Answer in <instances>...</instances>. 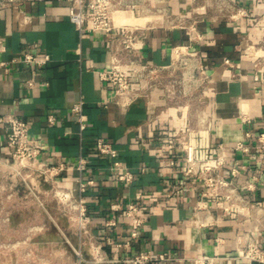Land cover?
<instances>
[{
    "label": "crops",
    "instance_id": "1",
    "mask_svg": "<svg viewBox=\"0 0 264 264\" xmlns=\"http://www.w3.org/2000/svg\"><path fill=\"white\" fill-rule=\"evenodd\" d=\"M69 6L70 0H25L21 6L0 9V38L6 43L0 57L10 60L7 69L0 65V113L14 111L30 122V137L45 145L41 163L65 161L69 168L63 171L61 184L75 192L79 154H87L84 176L95 179L86 193L87 207L106 257L124 258L150 249L169 256L151 264H195L198 254L214 264H264L243 256L250 238L264 246V159L261 152L235 148L243 138L255 142L264 130V83L255 78L256 72L264 78V69L257 66L264 61V0H145L135 12L143 16V54L148 61L169 63L176 45L191 43L200 52L211 75V141L223 143L226 176L255 203L251 214L241 216L211 205L198 207L205 185L181 172L179 151L164 139L165 133L174 135L184 125L185 107L172 104L161 89L127 107L103 103L113 85L99 71L110 64L113 32L81 36L69 18ZM164 8L195 22L196 37L192 40L188 28L168 23ZM23 11L31 15L28 21L21 20ZM26 50L38 56L48 52L53 59L44 65L20 60ZM32 77L34 85L29 86ZM81 96L88 125L80 134L71 106ZM244 108L252 117L250 123L239 118ZM50 114L54 122L49 121ZM249 128L253 135L246 138ZM100 135L113 141L122 161L138 171L133 183L116 181L111 158L88 149ZM12 161L1 123L0 183L6 184ZM142 165L147 166L145 173L139 171ZM138 191L146 220L138 236L131 237V217L110 203L118 200L126 205ZM111 218L116 224L107 223ZM19 224L11 221L9 228ZM108 236L122 244L107 241Z\"/></svg>",
    "mask_w": 264,
    "mask_h": 264
},
{
    "label": "built area",
    "instance_id": "2",
    "mask_svg": "<svg viewBox=\"0 0 264 264\" xmlns=\"http://www.w3.org/2000/svg\"><path fill=\"white\" fill-rule=\"evenodd\" d=\"M144 1L70 0L68 15L75 23L81 36L103 31L113 32L110 64L107 68L99 71V76L113 85V92L103 100V103L108 105L114 101L127 107L139 99H149L153 90L161 89L163 95L172 104L180 108L185 107L184 125L178 128L174 135L165 133L164 139L173 143V148L179 151L183 161L181 172L185 176H194L200 179L205 185L197 201L198 207L204 208L211 205L238 216L251 214L255 203L246 197L224 172L227 159L220 150L223 143L215 144L211 141L212 115L208 103L211 75L202 61L200 52L192 49L191 43L182 46L176 45L173 47L174 56L169 63L158 64L148 61L143 54V16L135 13ZM24 2L25 0H0V9L13 5L21 6ZM164 10L168 23L173 26L188 28L191 39L196 37L198 30L195 22L189 23L184 16L171 15L166 8ZM30 18V14L22 12V21H28ZM5 50L6 43L0 38V51ZM19 59L44 65L53 57L48 52L38 56L31 50H26ZM9 61L7 58L0 57V65L6 66V69ZM226 62H230V60L226 59ZM178 65L186 66V69L181 74H174L173 71ZM257 66L264 69V61L258 62ZM165 71L169 73L168 78L162 77ZM255 78L264 83V78L258 72L255 73ZM177 84L183 85V88H177ZM28 85H34L33 77L28 80ZM190 89L195 94L188 99H182L181 94H187ZM84 105L85 99L81 96L71 106V113L79 124L80 134L88 125V114ZM239 118L243 123L252 121V117L246 108L241 110ZM54 120L55 116L50 114L49 121L54 122ZM1 123L5 126L7 146L13 157V161L9 163L10 167L16 169L24 179L37 177L38 179L49 180L54 187H57L58 197L63 202L71 204L74 209V219L78 221L80 234L87 236L92 244L98 242L96 248L99 260L151 264L169 258L166 252H155L150 249L128 254L124 258H107L103 252L102 239L92 228L93 214L87 207L86 193L89 186L95 183L94 178L84 176L89 161L87 154L84 151L79 154L77 164L79 175L76 179L77 192H75L61 184V180L64 178L63 171L69 168L65 161L51 164L41 163L40 154L45 145L43 142L30 137L31 125L28 120L17 112L9 111L0 113ZM252 135V130L247 129L245 137L251 138ZM235 148L243 152H250L251 150L261 152L264 159V130L256 135L255 142L248 143L243 138L236 143ZM88 149L102 157L111 158V174L116 181L128 185L137 179L138 171L122 161L117 146L110 139L100 135ZM169 161L174 162L176 159ZM139 171L145 173L147 166L142 165ZM232 172L236 174V169L233 168ZM141 199L142 193L138 191L135 199L128 201L126 205L118 200H112L110 203L112 209L120 210L123 214L131 217V237L138 236L139 229L146 220V215L141 213ZM107 223L116 224V220L111 218ZM106 240L117 245L122 244V242H116L111 236H108ZM124 244L128 245L129 240ZM243 256L251 261H264V246L256 239L250 238L243 247ZM195 264H214V262L207 255L198 254L195 258Z\"/></svg>",
    "mask_w": 264,
    "mask_h": 264
},
{
    "label": "rangeland",
    "instance_id": "3",
    "mask_svg": "<svg viewBox=\"0 0 264 264\" xmlns=\"http://www.w3.org/2000/svg\"><path fill=\"white\" fill-rule=\"evenodd\" d=\"M184 69L178 65L173 72ZM191 90L182 99L193 96ZM7 173L6 184L0 183V264H112L98 259V242L80 234L73 207L58 197L51 181L24 179L12 167ZM14 220L20 224L9 228Z\"/></svg>",
    "mask_w": 264,
    "mask_h": 264
},
{
    "label": "bare ground",
    "instance_id": "4",
    "mask_svg": "<svg viewBox=\"0 0 264 264\" xmlns=\"http://www.w3.org/2000/svg\"><path fill=\"white\" fill-rule=\"evenodd\" d=\"M164 11V10H163ZM164 22V21H163Z\"/></svg>",
    "mask_w": 264,
    "mask_h": 264
}]
</instances>
